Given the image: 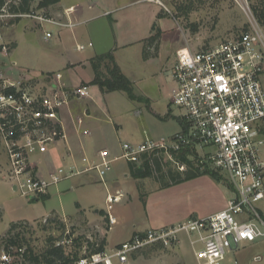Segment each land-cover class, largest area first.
I'll return each instance as SVG.
<instances>
[{"label":"built area","instance_id":"2783aa9c","mask_svg":"<svg viewBox=\"0 0 264 264\" xmlns=\"http://www.w3.org/2000/svg\"><path fill=\"white\" fill-rule=\"evenodd\" d=\"M18 1L6 0L0 9V62L9 59L13 49L2 29L16 20L74 25L36 10L11 11V5L17 6ZM250 26L236 38L209 47L179 48L171 73L175 86L170 102L183 110L186 124L171 136L153 139L145 135L141 143H121L120 157L130 161L143 154L161 155L184 171L185 162L176 156L187 152L196 159L198 168L224 172L232 191L226 206L205 217L134 232L113 247L94 252L83 249L69 264H130L132 254L148 246L176 249L181 234L187 238L197 264H221L226 253L264 236V221L255 208V203L264 199V31L254 19ZM50 36L51 32H45V38ZM87 46L92 43L76 44L75 49L81 51ZM11 64L15 65L13 61ZM29 75L27 80L0 64V144L7 158L2 177L27 199L40 198L52 185L88 171H94L105 184L104 176L112 162L107 150L99 151L96 161L83 162L80 168L61 167L46 176L38 174L31 157L66 138L59 111L72 97L89 98V90L86 85L66 86L61 72L44 73L43 89L37 84V76ZM123 195L120 189L106 193L108 229L116 224L113 204ZM70 243V237L56 241V245ZM6 244L0 238V264H25L26 245Z\"/></svg>","mask_w":264,"mask_h":264},{"label":"rangeland","instance_id":"374dc122","mask_svg":"<svg viewBox=\"0 0 264 264\" xmlns=\"http://www.w3.org/2000/svg\"><path fill=\"white\" fill-rule=\"evenodd\" d=\"M68 1L70 0H62V3ZM35 2L37 0H33L32 6H35ZM159 2L167 12V14L165 13L167 17L162 20L158 19L156 22L165 30L162 31L161 35L163 34V36L162 38L160 36L158 41L160 47L158 48L157 45L155 49V45H150L151 49L145 50L142 46L140 50L138 45L133 44L132 47L123 48L118 53L119 62L134 79L133 89L139 99L132 101L122 91L109 92L108 95L103 96V102L111 112L120 113L119 116L122 114V117L118 119L119 123L122 124V129L116 137L114 136L113 141L116 146L119 142L138 140L142 136V132L145 135L150 133L151 137L162 135L166 137L180 130L181 126H179L177 119L181 114L183 115V110L170 102V92L173 86L171 73L176 62L175 50L177 47L187 45L192 50L209 47L249 31L251 29L250 20L257 21L253 10L254 0H159ZM36 11L45 12L48 16L52 14L48 9ZM162 12L164 13V11ZM139 24L141 25V22ZM259 25L264 31V26L260 23ZM156 27L158 28L157 25ZM47 31L51 32V36L45 38ZM2 32H4L5 40L15 46L9 58L15 60L19 68L29 71L23 75L26 76L27 80L30 78V75H26L27 73H36L35 76L37 77L35 78L38 79L37 84L41 89L45 88L41 81L44 72L57 70L62 72L66 59L84 57L89 52L88 47L81 51L75 49L76 45L70 29L48 23L39 25L30 18H20L13 22V25L3 28ZM78 36L80 39L76 37L77 42L84 41L82 39L83 32H79ZM154 57L155 59L149 64H144L141 61V59L150 60ZM12 74L14 73L12 72ZM262 80L264 85V76ZM106 123L112 126L108 121ZM261 153L264 157V144L261 147ZM42 156L39 153L34 154L31 161L33 163L38 161V166L44 167V157ZM158 157H162L163 172L167 173L168 170L183 171L179 170V167L169 158L161 155ZM188 160L192 161L190 170L199 167L193 156L189 155ZM0 161L4 165L7 161L3 151H0ZM132 161L136 167H139L143 160L142 157H138ZM127 164L125 158L113 161L104 176L105 184L100 181L94 171H88L81 177L74 175V177L63 179L55 187L52 185L48 189L49 196L47 199L39 198L34 201L20 196L0 174V238L5 235L12 222H19V225L13 230L14 234L18 233L23 239L22 243L27 244L33 252H40L43 250L45 240L49 235L62 240L68 239L67 233H69L71 243L65 245L66 250L67 252H78L79 257L85 249L87 241L99 243V240L105 236L106 229L109 230L105 219L104 203V196L107 191L114 192V189L108 186L109 182L111 180L122 181L123 184H119V189L124 193L123 201L129 200V195L137 197L138 182L129 176L124 177L125 174H128ZM187 168L189 167L185 162L184 169ZM198 170L202 172L204 168H198ZM213 171L222 183L228 184L224 172L215 169ZM201 175L209 174L202 173L199 176ZM159 178L155 172L152 173V176L146 175L139 179L143 191L140 192L144 194L142 201H145L146 190L160 185L156 181ZM201 180L202 183H200ZM206 180L209 178H199V184H196L195 181L184 183L183 186L188 187L186 191L184 187L181 188L184 199L181 198L180 203L175 200L176 197L169 200L168 209L172 212V216H180L182 211L185 213L187 210V214H189L187 217L196 218L208 208L215 207L212 205L217 203L218 197L215 196L213 189L209 188L212 186L208 185ZM221 182H219L220 189L227 199L231 196V192L227 190V185L224 183L223 185ZM140 192L138 191V197H140ZM211 199L214 202L208 204ZM76 204L78 205L76 213L66 214L65 217L59 214L61 211L72 213ZM198 204L197 210H188ZM115 205L114 203L111 210L114 217ZM255 208L264 221V199L255 203ZM95 210H98V213H95ZM124 216L126 221L127 213ZM44 218L47 220L51 218V222H44ZM54 218L62 222L63 227ZM130 220L133 223L138 221L135 218H130ZM117 226L114 227L117 228ZM261 229L264 230L263 227ZM115 233L116 229L109 231V237L112 239ZM77 237L79 239L75 240ZM253 243L264 244V236L257 238ZM176 257L181 260L182 264H197L192 248L183 234L180 235V243L176 249L165 250L148 246L132 254L130 264L142 263L138 260L135 261V258L150 259L159 264H175ZM232 262V257L228 252L221 264H233Z\"/></svg>","mask_w":264,"mask_h":264},{"label":"crops","instance_id":"0c3cea01","mask_svg":"<svg viewBox=\"0 0 264 264\" xmlns=\"http://www.w3.org/2000/svg\"><path fill=\"white\" fill-rule=\"evenodd\" d=\"M69 8L72 9L69 10ZM47 9L53 14H51V16L56 20L63 23L67 22L74 24L73 27L63 28L70 29L75 45L87 44L89 42L92 43V46H87L89 52L86 56L77 58L70 57L69 59H66L63 71L61 72L62 80L66 86H88L89 98L72 97L68 105L61 108L59 116L63 123L66 138L49 144L46 152L41 154L43 155L42 157H44V167H39L38 161H34L35 169L41 176H46L48 173L61 167L69 168L71 166H76L80 168L83 162L91 163L92 161H96L98 159V153L101 150L108 151L112 162L121 159V142L117 143L116 146V143H113V141L114 136L116 137L122 129V124L118 121V119L122 117V114L119 116L120 113L114 114L111 112L109 107L103 102V96L108 95L109 92L103 93L98 85L91 83L94 78V73L88 60L96 55L112 51L114 60L119 66L121 72L132 83H134V79H132L133 77L127 73L128 71H126L123 65L119 62L118 53L123 48L128 49L132 47L133 44L138 45L140 50L142 46H144L145 50H150L151 46L146 44L145 40L152 34V24L154 22L156 24L158 19L162 20L164 17H167V12L161 4L154 0H70L67 3H62V0H59L56 4L50 5ZM162 11H164V13ZM139 22H141V25ZM156 25L161 30V33L162 31H165L159 26V24ZM79 32H83L84 36L82 39H84V41L77 42L76 37L80 39L78 36ZM160 36L162 38L163 34ZM159 47L160 43L158 44V48ZM181 47H183V45L177 47L175 55L176 51ZM14 48L15 46H13V49ZM154 59L155 57L150 60L141 59V61L144 64H149L152 63ZM2 61L1 66L5 69L8 68L9 71L12 70L15 75L23 76L25 75V72H29L28 70L26 71L19 68L15 60L4 58ZM11 61H13L15 65H12ZM60 71L61 70L51 72ZM29 74L37 75L34 72ZM174 86L175 83L173 81L171 90ZM125 96L130 99L127 95ZM107 121L112 126H109L106 123ZM177 121L181 127L186 124L185 117L182 114ZM85 131H87V133H85ZM147 134V136L153 139L164 137V135L151 137L150 133ZM171 135L172 134L169 136ZM144 139L145 134L142 132V136L139 137L138 140L130 143H141ZM0 151H3L1 144ZM6 167L7 161L5 165L0 161V174H2V176ZM86 173L77 176L81 177V175H85ZM128 176L132 178L129 169L128 174H125L124 177L127 178ZM202 177L209 178V180H206V183H209L208 185L212 186L209 188L213 189L215 196L218 197V201L216 204L214 203L212 205L215 207L208 208L196 218L205 217L222 210L226 206L229 197L225 199L224 193L220 189L221 186L219 181L214 180L209 175L197 176L165 188H160L158 186L146 190L145 201H142L140 197H138L137 189V197L129 195V200H121L114 206L116 218V224H114V226H118L117 228L112 226L109 230H106L105 236H103L106 241L105 247L118 245L129 239L134 232H141L148 228L166 226L191 218L187 217L189 215L187 214V210L185 213L182 211L180 216H172V212L168 209V203L171 198L175 199L174 197H176L175 200L180 203L181 198L184 199L181 188L184 187L185 191L188 190L187 186H183L184 183H193L195 181L196 184H199L198 179H202ZM132 179L135 182L137 181L134 178ZM200 183H202V180ZM119 184H123L122 181L111 180L108 186H111L116 190L119 189ZM227 190H230L232 193L231 189L227 188ZM48 196L49 193L46 194L45 199H47ZM213 202L214 200L211 199L208 201V204ZM77 207L78 205L76 204L72 213L61 211L59 214L64 217L66 214H74L77 212ZM198 208L199 204L197 206H192L188 210H197ZM95 213H98V210H95ZM126 213L127 217L125 221L124 215ZM130 218L138 219V221L133 223ZM113 229H116V233L111 239V237H109V231ZM229 253L232 257L233 264H264V244L250 242L230 251ZM137 260L139 262L141 261V264H159L150 259L141 260L135 258V261ZM175 261V264H179V262L182 264L181 260L177 257Z\"/></svg>","mask_w":264,"mask_h":264},{"label":"trees","instance_id":"16d2710c","mask_svg":"<svg viewBox=\"0 0 264 264\" xmlns=\"http://www.w3.org/2000/svg\"><path fill=\"white\" fill-rule=\"evenodd\" d=\"M6 0H0V9L5 3ZM59 0H37L35 2V6H32L33 0H19L18 5L12 4L10 7L11 11H20V12H30L38 9H47L50 5L56 4ZM254 14L257 21L264 26V0H254ZM179 8V7H178ZM45 13V12H44ZM152 34L145 40L146 44L155 45V49L157 48L158 41L161 35V31L156 27L155 22L152 24L151 28ZM89 65L91 66L94 78L92 80V84L98 85L100 90L103 93L113 92V91H122L124 92L130 99L135 100L138 96L134 93L133 83L121 72L119 66L116 64L114 60V56L112 51L107 52L105 54L96 55L88 60ZM139 99V98H138ZM181 162H187L188 167L186 170L181 172H175L168 170L167 173L163 172V163L161 158L156 155L147 154L142 155V164L139 167H136L135 164L127 160L128 169L132 178L137 180V189L138 191H142V184L139 182L144 176H152V173L157 172L159 175V179H157V183H159L160 188L169 187L172 185H176L185 180L192 179L194 177L199 176L200 174H209L214 180L219 181V177L217 174L208 168H204L202 172L195 167V170H190L192 167V161L188 160V153L184 152L176 156ZM194 168V167H193ZM222 183V182H221ZM224 183V182H223ZM222 183V184H223ZM226 183V182H225ZM224 183V184H225ZM223 184V185H224ZM227 185V188L231 189L230 184ZM143 192V191H142ZM144 194L140 192V199H143ZM40 198H45L41 196ZM39 198L30 199V201L37 200ZM1 217V213H0ZM56 218H54L55 220ZM58 223L63 227V223ZM46 222H51V218L49 220L46 219ZM105 223V222H104ZM19 225V222H12L2 240H6L7 244H21L23 239L18 233L13 232V230ZM107 230V229H106ZM70 237V234L67 233ZM59 238H56L52 235H49L45 240V245L43 250L40 252H33V250L27 245V253H26V263L25 264H69L72 263L75 259L78 258V252H67L65 245H56V241ZM77 237L75 240H78ZM106 245L105 238H101L98 242H89L85 246V251L94 252L99 251L104 248ZM158 248V247H156Z\"/></svg>","mask_w":264,"mask_h":264}]
</instances>
